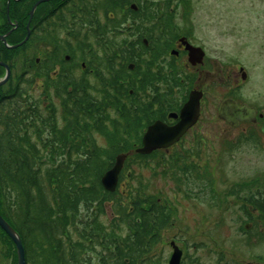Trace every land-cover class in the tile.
<instances>
[{"label":"flooded vegetation","instance_id":"af4514ba","mask_svg":"<svg viewBox=\"0 0 264 264\" xmlns=\"http://www.w3.org/2000/svg\"><path fill=\"white\" fill-rule=\"evenodd\" d=\"M129 2L121 11L119 7L106 8V0H0V109L8 114L15 108L22 111L32 108L33 116L26 122L35 125L33 136L55 140V152H63L65 148L67 153L71 144L67 140L64 147V134L71 137L73 126L90 120L107 139L112 133L116 135V140L123 143L121 146L128 148L130 162L143 159L152 170L154 163L166 164L165 159L177 162L175 168H163L179 172L180 182L175 184L182 196L198 199L199 192L206 195V190L211 193L215 189L212 183L199 187L195 181L203 170L196 158L214 148L217 111L220 121L233 127L260 124L261 130L264 124L260 106L238 96V89L251 72L246 64V69L243 65L236 69L218 57L216 48L210 42L205 43L190 23L183 20L175 32L165 10V0L157 5L154 17L151 10H146L147 18L143 22L138 19L137 23L131 18L133 1ZM124 23L128 26L124 27ZM138 25L145 32V47L131 54L104 51L105 26L121 31L136 30ZM190 45L194 50H190ZM221 82L231 92L218 98L216 90ZM193 92L200 101L194 122L172 144L140 152L138 148L151 125L163 122L173 126L183 120L182 109ZM228 98L254 108L256 120L239 119L232 125L220 117L219 109ZM87 136L88 133H83L82 138L86 140ZM125 173L131 177L133 168L125 165L121 179ZM255 195L257 202L249 204L250 215L264 203L262 188ZM105 202L113 220L119 213L114 211L113 201ZM178 205H183L180 197H161L159 191L147 194V252L166 235L167 229H181L175 226L180 222ZM68 230L74 233L71 226ZM179 237L175 235L170 240L173 251L168 253L165 264H170L176 248L181 250L179 264H205L199 250L189 255L191 248L200 249L199 242L187 245L191 242ZM61 238L64 246L72 245L67 233ZM151 257L146 258L159 263L158 258ZM230 259L227 255L220 256L217 264H245Z\"/></svg>","mask_w":264,"mask_h":264},{"label":"rangeland","instance_id":"374dc122","mask_svg":"<svg viewBox=\"0 0 264 264\" xmlns=\"http://www.w3.org/2000/svg\"><path fill=\"white\" fill-rule=\"evenodd\" d=\"M135 1L146 5L145 0ZM155 1L158 7L163 2ZM170 6L169 20L175 21L177 25L183 20L190 23L195 28L194 31L201 34L205 43L210 42L216 48L218 57L232 67L238 69L243 65L246 69L244 64L248 66L251 75L238 89V96L240 100L259 105V110L264 112V0H171L169 8ZM162 8L158 9V14L162 13ZM165 10L167 12V7ZM126 26L128 24L124 23V27ZM121 30L108 32L115 43L133 41L136 38L137 34H134L133 29ZM173 30L175 31L174 27ZM230 92L226 83H218V98ZM215 131L213 151L203 152L196 158L203 170L195 181L199 187L207 183L214 184V192L206 190V195L199 192L198 199L184 197L177 191L175 184L180 182L179 172L169 169L175 168L177 162L165 159L166 164L154 163L152 170L142 162L143 159H133L127 162L133 168V175L127 177L126 173L123 174L120 191L105 200L113 201L114 211L120 213L119 205L124 203V206L131 207L132 198L146 197L150 192L159 191L161 197L182 199L183 205H178L180 224L175 223L181 229H167L166 235L142 258H152L151 255H154L156 260L159 259L157 264H165L168 253L173 251L170 240L179 235V238L191 242H187V245H192L195 241L200 243V249L191 248L189 255H192V251L197 253L199 250L205 264H217L220 256L225 255L235 263L264 264V206L259 211H252L248 217L242 208L244 197L250 194V189L264 187V132L260 130V124L255 126L244 123L233 127L223 123L218 117V111ZM93 138L98 146H109L108 137L94 130L85 144L92 143ZM55 156L59 157L58 154ZM246 208L248 209L247 205ZM108 212H111L110 209ZM119 216L120 214L116 215ZM100 218L107 225L111 222L106 209ZM248 223L249 228L246 227ZM127 230V226L123 224L121 231ZM96 249H101V245H96ZM94 251L86 252L88 261L84 259L79 264H98ZM15 255L17 256L16 248L0 232V264H15ZM39 258L38 261L41 260ZM149 262L156 264L147 258L146 263ZM27 264L35 263L27 261Z\"/></svg>","mask_w":264,"mask_h":264},{"label":"trees","instance_id":"16d2710c","mask_svg":"<svg viewBox=\"0 0 264 264\" xmlns=\"http://www.w3.org/2000/svg\"><path fill=\"white\" fill-rule=\"evenodd\" d=\"M150 1L152 3L149 4L146 0L142 10L130 8L133 21L137 23L140 19L143 22L147 18L146 10H151L155 16L156 2ZM165 1L170 14L171 0ZM128 2L106 0L105 7H119L123 10ZM136 27L133 32L138 33L137 38L115 43L108 35L109 30H115L105 26L104 51L131 54L141 50L140 47H145V32H142L141 26ZM9 112L5 114L4 109H0V212L22 236L28 261L35 264H79L89 259L85 256L86 252L95 250L99 264L145 262L142 257L147 252L149 216L144 196L132 198L131 207L124 206V203L119 205L120 216L109 225L100 218L105 210V200L115 194L104 188L101 176L114 164L116 154L127 149L121 148V141L114 140L116 135L111 134L109 146H98L93 138L86 148L84 142L87 141L82 138L83 133H88L86 139H89L98 125L95 126L96 123L90 120L84 122V125L78 123L73 126L71 137L66 138L64 134V147L67 140L71 144L67 154L56 157L53 153L55 140L49 137L42 140L39 136H33L35 125L26 122L33 116L32 108L23 111L15 108L14 112ZM62 151L64 153L65 148ZM245 200L257 202L252 194H248ZM92 206L94 210L88 212ZM263 206L264 203L260 205ZM81 208L87 210L83 217ZM123 224L128 228L126 232L121 231ZM70 226L77 237H71L72 245L66 247L61 235L68 234ZM0 232L16 248L14 241L1 226ZM98 244L101 249H96Z\"/></svg>","mask_w":264,"mask_h":264},{"label":"water","instance_id":"95a60500","mask_svg":"<svg viewBox=\"0 0 264 264\" xmlns=\"http://www.w3.org/2000/svg\"><path fill=\"white\" fill-rule=\"evenodd\" d=\"M199 102V95L193 92L189 101L182 109L181 115L183 120L173 126H168L163 122H156L151 125L144 136V145L138 150L148 152L156 147L166 146L177 140L182 132L197 118L199 113ZM219 115L220 117L228 120L232 125H236L239 119H256V112L254 108H251L246 104L239 105L233 99H227L223 102ZM262 130L264 131V125L262 126ZM126 157V153H119L116 156L114 165L106 170L102 175L101 180L106 189L110 191H114L116 189L119 182V174L123 168ZM0 226L10 235L16 244L18 259L17 264H26L23 240L16 229L4 218L1 213ZM180 256L181 251L176 249L170 259V264H179Z\"/></svg>","mask_w":264,"mask_h":264},{"label":"bare ground","instance_id":"6f19581e","mask_svg":"<svg viewBox=\"0 0 264 264\" xmlns=\"http://www.w3.org/2000/svg\"><path fill=\"white\" fill-rule=\"evenodd\" d=\"M237 102V101H236Z\"/></svg>","mask_w":264,"mask_h":264}]
</instances>
